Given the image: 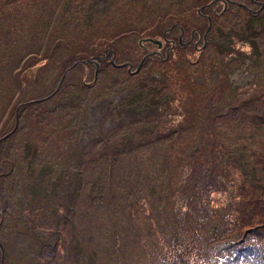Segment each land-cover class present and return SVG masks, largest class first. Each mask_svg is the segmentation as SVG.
I'll return each mask as SVG.
<instances>
[{"label":"rangeland","instance_id":"1","mask_svg":"<svg viewBox=\"0 0 264 264\" xmlns=\"http://www.w3.org/2000/svg\"><path fill=\"white\" fill-rule=\"evenodd\" d=\"M212 1L0 0V264H264V0Z\"/></svg>","mask_w":264,"mask_h":264},{"label":"flooded vegetation","instance_id":"2","mask_svg":"<svg viewBox=\"0 0 264 264\" xmlns=\"http://www.w3.org/2000/svg\"><path fill=\"white\" fill-rule=\"evenodd\" d=\"M249 3H251V0H249ZM216 4V6L217 5H222V6H224L223 8H224V11H226L229 7H231V5H233V4H236V3H234V2H232V0H214V1H212L209 5H207L206 7H203V8H209L210 6H212V5H215ZM252 4V3H251ZM246 9H247V7H245ZM208 19V18H207ZM208 22L210 23V20L208 19ZM198 35L199 34H197V32L196 31H194L191 35H190V40H191V42H193L194 41V38H196V37H198ZM185 36V32H184V30L183 29H181V35H180V38H179V45L180 46H184V44L183 43H181L180 42V39L182 38V37H184ZM198 39H200V36H199V38ZM142 43V42H141ZM166 45H168L167 43H166ZM189 45V44H188ZM153 46H155L156 47V45H153ZM159 47H160V49H157L158 51H161L164 47H163V45L161 46V45H159ZM166 50H167V52L169 53V51L170 50H168V48H166ZM158 51H154L153 53H150V54H147L142 60H141V62H142V65H141V67H140V69L137 71V68H136V70H135V72H134V75H136L137 73H139L140 72V70L142 69V67H143V65H144V63H145V61H147V60H149L151 57H155V56H161V55H159L158 54ZM107 56H108V54H106L105 55V57L107 58ZM93 62V64L94 65H97V63L95 62V61H92ZM91 62V63H92ZM140 62V63H141ZM140 63H139V65H140ZM138 65V66H139ZM122 66H124V67H122V68H128V73L129 74H133V72H131V68H132V65L131 64H129V63H126V64H124V65H122ZM121 69V68H120ZM137 71V72H136Z\"/></svg>","mask_w":264,"mask_h":264},{"label":"trees","instance_id":"3","mask_svg":"<svg viewBox=\"0 0 264 264\" xmlns=\"http://www.w3.org/2000/svg\"><path fill=\"white\" fill-rule=\"evenodd\" d=\"M103 57H100V58H97V57H92L91 58V60H96L95 62L98 64L99 63V61H101V59H102ZM143 96V95H142ZM118 150V149H117ZM78 158H80V156H78ZM246 249V248H245ZM238 253H241V252H238ZM228 261H231V263H233L234 261H237V259L236 258H233V259H231V258H229V256H227V257H225Z\"/></svg>","mask_w":264,"mask_h":264},{"label":"water","instance_id":"4","mask_svg":"<svg viewBox=\"0 0 264 264\" xmlns=\"http://www.w3.org/2000/svg\"><path fill=\"white\" fill-rule=\"evenodd\" d=\"M152 42V41H151ZM153 43H156V42H153ZM92 61H96V60H92ZM90 62V61H89ZM143 62V61H142ZM142 62L140 63V65L138 66V68H137V71L140 69V67H141V65H142ZM119 67H122V66H119ZM136 71V72H137ZM0 250H1V252L3 253V248H2V245L0 244ZM1 261H3V259L1 258ZM1 264H2V262H1Z\"/></svg>","mask_w":264,"mask_h":264},{"label":"bare ground","instance_id":"5","mask_svg":"<svg viewBox=\"0 0 264 264\" xmlns=\"http://www.w3.org/2000/svg\"><path fill=\"white\" fill-rule=\"evenodd\" d=\"M93 117H94V111H92L91 113V121H90L91 124H93Z\"/></svg>","mask_w":264,"mask_h":264}]
</instances>
